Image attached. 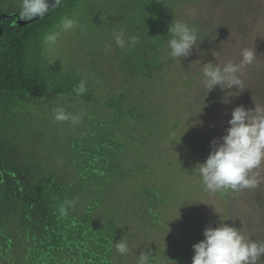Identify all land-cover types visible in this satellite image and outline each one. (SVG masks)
I'll use <instances>...</instances> for the list:
<instances>
[{
    "label": "trees",
    "instance_id": "16d2710c",
    "mask_svg": "<svg viewBox=\"0 0 264 264\" xmlns=\"http://www.w3.org/2000/svg\"><path fill=\"white\" fill-rule=\"evenodd\" d=\"M10 1L0 0V13L19 3ZM84 1L63 0L29 26L10 25L11 21L1 25L0 39L7 40L0 43V95L49 94L58 100L77 99L81 108L46 101L39 116L31 114L22 123L21 109L25 108L15 100L0 104L6 108L3 118L12 119L13 133L18 131L22 145L30 147L22 150L18 164L0 163V264H136L140 252L148 249L154 264H192L194 239L171 230L174 236L164 235L159 247L149 242L162 232L172 201L153 183L150 187L134 183L137 173L144 179V173L134 169L137 164L147 169L142 159L129 166V135L136 125L150 120L147 105L135 103L132 89L111 88L102 97L96 96V85L86 81L87 91L77 96L73 88L82 78L76 65L64 72L31 55L33 48L41 49L40 38ZM184 1L121 0L117 5L115 21L120 28H113L124 29L126 38L139 37L135 47L125 48L124 65H117L123 82H131L132 87L149 83L175 65V59L162 56L168 55V26L179 18L174 10ZM105 4L109 7L111 0ZM92 73L101 79L97 70L89 72L90 77ZM56 107L82 114L81 122L73 126L71 121H55ZM34 123L39 126L30 128ZM8 129L13 131L11 125ZM65 201L76 204L68 208L67 216H61L59 207ZM121 239L131 250L127 256L115 251L114 244Z\"/></svg>",
    "mask_w": 264,
    "mask_h": 264
},
{
    "label": "rangeland",
    "instance_id": "374dc122",
    "mask_svg": "<svg viewBox=\"0 0 264 264\" xmlns=\"http://www.w3.org/2000/svg\"><path fill=\"white\" fill-rule=\"evenodd\" d=\"M106 2L85 0L76 12L66 15L76 19L78 25L67 33L61 32L53 46L43 43L44 34L39 40L41 49L33 48L31 55L36 60H44L47 66H60L64 72L76 65L81 81L96 85V96L102 97L106 90L111 92V88H122L124 92L132 89L131 98L135 103L147 105L150 120L144 125H136L135 131L129 135L127 160L130 167L139 159L146 164L147 169H141L140 164L134 166L135 170L144 173V179L139 173L134 176L135 184L149 186L153 183L167 192L172 201L161 228L163 233L158 232L149 242L152 240L159 247L164 235L174 236L170 233L172 230L182 238L194 239L196 244L204 239L203 232L207 227H218L221 221L241 229L252 239L264 240V164L257 170L261 181L258 187L216 193L206 191L194 171L197 164L207 159L212 141L220 140L226 134L235 107L242 105L247 110L254 108V103L264 106V0H186L179 3L178 9L174 10L178 19L199 31L198 43L203 41L199 52L193 49L187 59H175L171 70L149 83L139 82L135 87L131 82L122 81L117 68L118 64L124 65L126 55V47L115 46L112 35L113 29L118 30L113 27L120 28L115 17L121 0H111L112 6L109 7ZM148 7L152 8L151 2ZM159 14L163 16L164 10L161 9ZM59 24L46 34L59 31ZM6 40L3 37L0 43ZM243 48L253 49L257 54V61L248 66L241 77L244 92L229 98V103H222L224 92L217 86L205 99L206 107L202 113L193 116L203 106L207 93L196 76L200 65H189L196 60L216 63L212 51L218 53L217 60L221 64L228 61L239 63ZM167 56L163 54L162 58L167 59ZM96 70L99 80L93 73L91 77L89 75ZM108 80H111L109 87ZM236 90L234 86L229 91ZM13 100L25 108L21 109L22 123L31 114L39 116L41 104L46 101L55 100L64 102V106L67 103L76 109L81 108L77 99L73 101L65 97L58 100L49 94L0 95V104ZM5 110L0 106V163L12 161L18 164L20 157L24 156L22 152L30 147L22 145L23 138L18 131L13 133L12 119L8 115L3 118ZM50 116L46 117L47 123ZM5 124L7 126L3 127ZM38 126L35 123L29 125L30 128ZM131 226L135 229L134 225Z\"/></svg>",
    "mask_w": 264,
    "mask_h": 264
},
{
    "label": "clouds",
    "instance_id": "9594fccd",
    "mask_svg": "<svg viewBox=\"0 0 264 264\" xmlns=\"http://www.w3.org/2000/svg\"><path fill=\"white\" fill-rule=\"evenodd\" d=\"M63 0H19L18 18L23 21H33L36 18L43 19L49 12L62 4ZM78 25L74 18L64 16L60 19L59 31H52L44 35L43 43L53 46L61 36V32L67 33ZM170 39L167 41L168 56L172 59H187L196 49L199 52V31L190 27L186 22L173 19L168 26ZM113 38L119 48L135 47L139 43L138 36L126 38L124 30L113 29ZM215 51L212 56L216 63H203L201 60L193 61L189 66L200 65L196 70V76L200 84L206 90L203 106L196 116L202 113L206 107L205 99L217 86L224 97L222 103H229V98L242 94L244 81L241 77L244 70L257 61L256 51L243 48L239 63L228 61L221 64L217 60ZM236 91H229L233 87ZM77 96L84 94L86 82L81 81L73 88ZM254 108L245 109L237 106L231 112L228 120L229 127L226 134L220 140L212 141V150L203 163L196 165L194 171L198 173L201 183L209 193L221 190H239L256 188L260 184V173L257 171L264 164V106L256 105ZM81 115H73L64 107L53 109V119L57 122L71 121L72 125L81 122ZM174 135V134H173ZM76 201H65L59 207L61 216H67L68 208L74 207ZM204 239L194 244L192 264H264V240L258 241L245 235L241 229L230 226L221 221L218 227H207L203 232ZM115 251L120 256L130 253L128 243L121 239L114 244ZM136 264H154L151 249L141 251L136 258Z\"/></svg>",
    "mask_w": 264,
    "mask_h": 264
},
{
    "label": "flooded vegetation",
    "instance_id": "af4514ba",
    "mask_svg": "<svg viewBox=\"0 0 264 264\" xmlns=\"http://www.w3.org/2000/svg\"><path fill=\"white\" fill-rule=\"evenodd\" d=\"M7 2L11 3L10 0H7ZM18 5H19V3L17 5H15L14 3L11 4V5H8V7L6 8V11L4 13H0V26L5 21H11L10 25H16L15 21L18 18V11L17 10H19V6ZM22 27H24V26H22ZM1 36H2V34H1Z\"/></svg>",
    "mask_w": 264,
    "mask_h": 264
},
{
    "label": "water",
    "instance_id": "95a60500",
    "mask_svg": "<svg viewBox=\"0 0 264 264\" xmlns=\"http://www.w3.org/2000/svg\"><path fill=\"white\" fill-rule=\"evenodd\" d=\"M51 3H54V0H50V4H51ZM51 10H52V9H51V7H50L49 12H50ZM49 12H48V13H49ZM48 13H47V14H48ZM38 20H40V18H36V20H33V21H23V20H20L19 18H17V20L15 21V24L18 25V26H28V25H31V24L37 22ZM1 34H2V29H1V26H0V36H1Z\"/></svg>",
    "mask_w": 264,
    "mask_h": 264
}]
</instances>
